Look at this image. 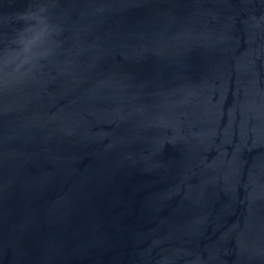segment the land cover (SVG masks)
Instances as JSON below:
<instances>
[{
    "label": "water",
    "instance_id": "obj_1",
    "mask_svg": "<svg viewBox=\"0 0 264 264\" xmlns=\"http://www.w3.org/2000/svg\"><path fill=\"white\" fill-rule=\"evenodd\" d=\"M0 264H264V0H0Z\"/></svg>",
    "mask_w": 264,
    "mask_h": 264
}]
</instances>
